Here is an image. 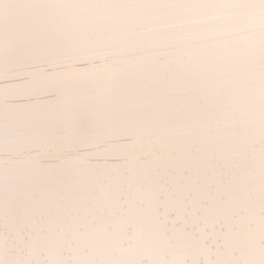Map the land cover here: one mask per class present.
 Masks as SVG:
<instances>
[{"label": "snow or ice", "instance_id": "obj_1", "mask_svg": "<svg viewBox=\"0 0 264 264\" xmlns=\"http://www.w3.org/2000/svg\"><path fill=\"white\" fill-rule=\"evenodd\" d=\"M0 264H264V0H0Z\"/></svg>", "mask_w": 264, "mask_h": 264}]
</instances>
